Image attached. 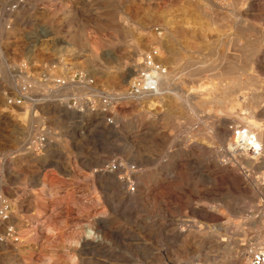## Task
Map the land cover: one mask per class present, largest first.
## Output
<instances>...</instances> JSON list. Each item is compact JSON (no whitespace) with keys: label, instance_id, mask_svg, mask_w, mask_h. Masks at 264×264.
Segmentation results:
<instances>
[{"label":"rangeland","instance_id":"1","mask_svg":"<svg viewBox=\"0 0 264 264\" xmlns=\"http://www.w3.org/2000/svg\"><path fill=\"white\" fill-rule=\"evenodd\" d=\"M263 109L264 0H0V264H250L264 167L229 146Z\"/></svg>","mask_w":264,"mask_h":264},{"label":"built area","instance_id":"2","mask_svg":"<svg viewBox=\"0 0 264 264\" xmlns=\"http://www.w3.org/2000/svg\"><path fill=\"white\" fill-rule=\"evenodd\" d=\"M134 78L130 81L125 97H136L143 94H156L158 86V78L166 73L163 66L162 57L159 49L151 48L143 57V60L138 68L134 70ZM241 131V135L246 136V129H237L236 134ZM254 134H249L246 142L240 140L241 143H246L249 150L258 153L260 147L255 142ZM3 209L0 208V217L3 214ZM251 264H264V248L252 252L250 256Z\"/></svg>","mask_w":264,"mask_h":264},{"label":"bare ground","instance_id":"3","mask_svg":"<svg viewBox=\"0 0 264 264\" xmlns=\"http://www.w3.org/2000/svg\"><path fill=\"white\" fill-rule=\"evenodd\" d=\"M259 2V1H258ZM258 17V16H257ZM260 17V16H259ZM98 46H95V47H91V49H90V52H91V54L92 55H96V52H97V48ZM160 51V50H159ZM145 55V54H144ZM257 55V54H256ZM94 57V56H93ZM144 57V56H143ZM260 58V57H259ZM142 60H143V58H142ZM142 60H141V62H142ZM256 61V60H255ZM260 61V60H259ZM141 62L138 64V65H140L141 64ZM258 64H259V62H258ZM261 64V63H260ZM137 66V65H136ZM258 66V65H257ZM135 69H133V71H134ZM130 74H131V72L128 74H122V75H120L119 76V78H121V79H123L124 81H126L127 82V80H128V77L130 76ZM131 75H133V72H132V74ZM162 76H163V74L162 75H160L159 76V78H158V86H157V93L156 94H158V93H160V82H161V78H162ZM146 95H153V94H143V95H140V96H136L138 99L139 98H142V97H144V96H146ZM223 100V99H222ZM257 102H258V100H256ZM260 104V103H259ZM256 105V104H255ZM224 112H226V111H224ZM223 112V113H224ZM230 114V116H233V117H231L230 118V120H231V122H236V123H238L239 125H249V126H251V127H255V128H258L259 127V123L255 120V119H253L254 120V122H253V125L248 121V120H246V119H244V118H242V117H240V116H238V115H234V111H232L231 109H229L228 111H227V114ZM261 114L262 115H264V109L262 110V112H261ZM141 116V115H140ZM142 117V116H141ZM144 117V116H143ZM141 119V118H140ZM126 120V119H125ZM130 120V119H129ZM144 120V119H143ZM137 121V120H136ZM135 123V122H134ZM229 123H230V121L229 120H225V122H224V134L225 135H228L229 134V130H228V127L226 128V126H227V124L229 125ZM127 124V123H126ZM132 124V123H131ZM139 124V123H138ZM134 125V124H133ZM216 127V126H215ZM243 128H245L246 129V136H243V135H241V131H239L237 134H236V130L237 129H239V130H241V129H243ZM220 129V128H219ZM261 129H262V127H261ZM260 129V130H261ZM213 131V130H212ZM217 133V132H216ZM254 134V136H255V142H254V144H256V145H258L259 147H260V150L258 151V153H254V152H252L251 150H249L250 149V147H248V145L246 144V143H241L240 142V140L242 139V140H244V142H246L247 141V139H248V135L249 134ZM216 135V134H215ZM219 135V134H218ZM155 137V136H154ZM234 138H235V141H234V143H235V148H232V143H230V148H231V151L233 152V154L235 153V152H238V151H240V157L242 158V160L244 161V162H247L249 165H251V166H253V167H256V168H262V167H264V154H262L263 152H264V132H259V136L257 135V133H256V131H254L252 128H250V127H248V126H246V127H238V128H236L235 130H234ZM134 146V145H133ZM243 151V152H242ZM253 156V157H251V156ZM142 183V182H141ZM139 186H141V185H139ZM147 186V185H146ZM147 188V187H146ZM145 188V189H146ZM261 189L264 191V186H262L261 187ZM128 194V193H127ZM137 194V193H136ZM151 194V193H150ZM129 198H131L132 197V195L131 194H128L127 195ZM144 196V194H143V191L141 190L139 193H138V198H142ZM137 198V199H138ZM148 198V197H147ZM129 200V199H128ZM134 200V199H133ZM132 201V200H131ZM204 210V209H203ZM206 212V211H205ZM264 219V218H263ZM182 236H183V234H182ZM185 236V235H184ZM185 237H183V239H184ZM189 239V238H188ZM187 239V240H188ZM186 240V241H187ZM183 243V242H182ZM258 250V249H257ZM256 250V251H257ZM246 264V263H245ZM250 264H251V261H250Z\"/></svg>","mask_w":264,"mask_h":264}]
</instances>
